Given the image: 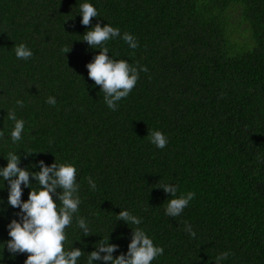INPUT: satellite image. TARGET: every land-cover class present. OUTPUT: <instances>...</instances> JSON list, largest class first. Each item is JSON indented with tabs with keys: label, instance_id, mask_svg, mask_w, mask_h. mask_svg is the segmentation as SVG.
I'll return each mask as SVG.
<instances>
[{
	"label": "trees",
	"instance_id": "16d2710c",
	"mask_svg": "<svg viewBox=\"0 0 264 264\" xmlns=\"http://www.w3.org/2000/svg\"><path fill=\"white\" fill-rule=\"evenodd\" d=\"M84 2L100 14L87 27ZM98 22L139 43L131 49L113 38L110 56L148 68L116 111L88 77L100 49L82 39ZM19 43L30 59H17ZM13 110L25 121L15 143ZM152 129L167 136L165 148L149 141ZM0 132V167L9 151L32 172L56 157L76 166L81 203L65 247L84 251L78 264L103 237L119 245L114 257L127 253L137 226L117 220L123 209L163 247L151 264H216L225 251L222 264H264V0H0ZM160 182L178 186V195L196 193L180 216L165 215L172 197ZM22 187L27 200L31 188ZM8 195L0 177V264H24L27 254L12 257L5 244L7 225L19 219Z\"/></svg>",
	"mask_w": 264,
	"mask_h": 264
},
{
	"label": "clouds",
	"instance_id": "9594fccd",
	"mask_svg": "<svg viewBox=\"0 0 264 264\" xmlns=\"http://www.w3.org/2000/svg\"><path fill=\"white\" fill-rule=\"evenodd\" d=\"M82 14L81 23L89 26L94 17H99V12L92 3L84 2L79 5ZM120 37L131 49L139 47V43L133 34L124 32L121 36L120 29L113 27L110 23H96L85 34L82 41L87 42L89 47L100 49L86 67L88 77L100 87L103 99L107 106L116 111L118 102L129 96L139 80L141 71L148 72L146 65L141 66L137 61L132 65L126 59H116L109 55L108 42L113 38ZM71 49L67 46L61 49L65 54ZM17 59L28 60L33 52L26 43L16 44L14 47ZM117 55H119L117 53ZM134 55V53H133ZM49 105L56 104V98L49 96L46 100ZM17 105L23 108L22 100L16 101ZM7 119L14 122L11 131V140L15 143L22 139L25 121L18 119L15 111H7ZM3 133L0 132V137ZM149 141L157 148H165L168 139L161 130L152 129L147 136ZM49 143H52L50 140ZM37 153L26 151L27 155ZM7 165L0 167V177L7 181L8 198L7 203L13 208H18L19 219H12L7 225L9 240L5 241L7 250L12 257L17 254H27L24 264H78V260L84 255V251L79 247L68 249L66 229L71 226L74 215L79 212L81 198L79 195L80 185L77 183V168L70 162H55L51 165L43 160L39 161V171L32 172L28 167H21V156L16 151H9L6 155ZM36 165H33L35 167ZM33 177L36 181L33 186ZM88 183L92 190L97 185L88 177ZM30 187L28 199L23 200V187ZM166 193L171 194V199L167 200L165 215L178 217L192 201L196 193L188 191L178 193V186L171 183L160 182L159 186ZM2 202V201H0ZM77 226L83 231L84 236L90 235L88 222L81 216H75ZM117 220H123L132 227V238L128 245L127 253H121L114 257L113 253L119 245L109 243L108 238L103 237L96 244L95 250L87 256V264L95 261H104L105 264H151L158 256L163 255V247L154 244L144 229L139 227L142 219L133 215L130 211L123 209L117 215ZM184 231L193 238L196 232L192 225L184 222ZM229 252L225 251L215 257L216 264H222L229 257Z\"/></svg>",
	"mask_w": 264,
	"mask_h": 264
}]
</instances>
